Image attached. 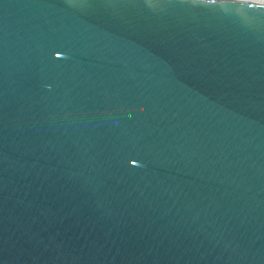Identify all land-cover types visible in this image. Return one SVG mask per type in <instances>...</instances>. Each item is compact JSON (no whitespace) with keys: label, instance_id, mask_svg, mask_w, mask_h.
<instances>
[{"label":"water","instance_id":"obj_1","mask_svg":"<svg viewBox=\"0 0 264 264\" xmlns=\"http://www.w3.org/2000/svg\"><path fill=\"white\" fill-rule=\"evenodd\" d=\"M0 264H264V2L0 0Z\"/></svg>","mask_w":264,"mask_h":264},{"label":"bare ground","instance_id":"obj_2","mask_svg":"<svg viewBox=\"0 0 264 264\" xmlns=\"http://www.w3.org/2000/svg\"><path fill=\"white\" fill-rule=\"evenodd\" d=\"M258 1L264 2V0H258Z\"/></svg>","mask_w":264,"mask_h":264}]
</instances>
